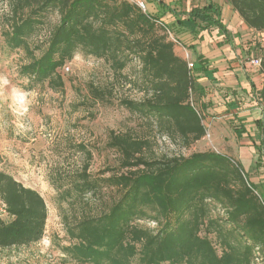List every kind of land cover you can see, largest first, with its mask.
Instances as JSON below:
<instances>
[{
    "label": "trees",
    "instance_id": "16d2710c",
    "mask_svg": "<svg viewBox=\"0 0 264 264\" xmlns=\"http://www.w3.org/2000/svg\"><path fill=\"white\" fill-rule=\"evenodd\" d=\"M14 1L3 36L9 48L22 47L29 54L19 72L30 85L47 83L63 91L62 67L83 52L103 59L115 75L145 93L142 99L123 97L120 103L154 123L159 132L181 138L186 146L204 137V117L191 103L193 91L201 94L202 86L195 84L188 62L175 51L168 33L172 28L150 9L149 0H143L146 10L136 0ZM230 2L250 27L264 32V0ZM53 8L60 13L59 22L36 56L28 39ZM179 14H187L200 30H226L214 3ZM261 55L264 73V49ZM133 60L140 63L133 76L123 74ZM89 87L94 101H104L106 90ZM147 144L130 131L112 132L108 146L119 152L120 168L95 178L86 170L69 177L70 186L62 190L68 197L75 193L85 200L87 193L109 187L117 198L107 211L84 210L69 222L67 233L75 243L62 250L90 264H257L259 258L264 263V194L242 164L213 149L149 157ZM57 182L60 190L63 184ZM0 201V248L43 238L48 207L37 189L0 170ZM214 207L224 214L213 216ZM141 220L153 221L156 227L141 226Z\"/></svg>",
    "mask_w": 264,
    "mask_h": 264
},
{
    "label": "rangeland",
    "instance_id": "374dc122",
    "mask_svg": "<svg viewBox=\"0 0 264 264\" xmlns=\"http://www.w3.org/2000/svg\"><path fill=\"white\" fill-rule=\"evenodd\" d=\"M14 3L0 0V170L37 189L46 200L48 218L41 240L0 248V264H90L79 263L62 250L75 243L67 233V224L84 210L91 214L107 211L117 192L104 187L79 200L75 193L68 197L62 190L70 186L69 177L76 173L86 170L95 178L120 168L119 152L108 146L112 132L130 131L145 138V155L149 157L188 155L202 148L186 146L179 137L170 138L154 123L122 106L121 98L138 100L145 93L129 79L115 75L101 58L77 52L68 61L70 70L61 72L66 83L63 91L53 90L47 83L30 85L19 72L29 54L22 47L9 48L3 36L12 21ZM59 18L57 9L45 13L44 23L28 39L34 55L42 54ZM139 66L133 60L123 74L133 76ZM90 84L106 90L104 101L92 99ZM192 99L200 109L194 91ZM56 181H61L57 185L63 184L60 190ZM223 214L222 209L214 207L213 216ZM139 222L144 227H156L150 220ZM256 261L264 264L261 258Z\"/></svg>",
    "mask_w": 264,
    "mask_h": 264
},
{
    "label": "crops",
    "instance_id": "0c3cea01",
    "mask_svg": "<svg viewBox=\"0 0 264 264\" xmlns=\"http://www.w3.org/2000/svg\"><path fill=\"white\" fill-rule=\"evenodd\" d=\"M209 3L221 10L225 31L218 26L200 30L187 14H179ZM148 5L172 28L180 42L176 53L186 61L189 53L195 84L202 86L201 94L195 93L213 146L202 137L193 147L233 157L264 194V113L254 99L263 91L264 73L248 61L262 56L264 32L250 27L230 0H149Z\"/></svg>",
    "mask_w": 264,
    "mask_h": 264
},
{
    "label": "built area",
    "instance_id": "2783aa9c",
    "mask_svg": "<svg viewBox=\"0 0 264 264\" xmlns=\"http://www.w3.org/2000/svg\"><path fill=\"white\" fill-rule=\"evenodd\" d=\"M136 2L140 5V7L144 10H146V5H145V2L143 0H136ZM168 33H169V36L170 38L175 42V44H180L179 40L173 35V33L171 31L168 30ZM186 59H187V62H188V67L190 68V70L192 71L195 64L193 61H191L189 59V53L186 52ZM249 63L253 66H257L259 67L261 70V64H262V59L261 57L259 56H254V57H251L249 60ZM70 70V66H69V63H65V65L62 67V72L63 73H67L68 71ZM254 99L257 101V102H260L259 106H260V111L264 113V95L262 93H257L255 96H254ZM191 103L197 107L193 101V99H191ZM198 110V109H197ZM199 113H201L199 111ZM204 138L207 140L208 142V145H211L213 146V143H212V135H211V132L207 129L206 130V133L204 135ZM2 208L1 210H3L4 208V204L1 205Z\"/></svg>",
    "mask_w": 264,
    "mask_h": 264
}]
</instances>
